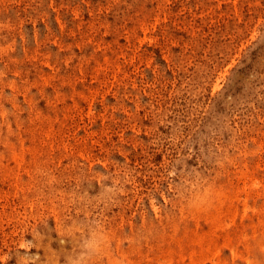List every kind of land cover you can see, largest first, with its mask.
<instances>
[{
  "label": "rangeland",
  "instance_id": "rangeland-1",
  "mask_svg": "<svg viewBox=\"0 0 264 264\" xmlns=\"http://www.w3.org/2000/svg\"><path fill=\"white\" fill-rule=\"evenodd\" d=\"M260 240L264 0H0V264H264Z\"/></svg>",
  "mask_w": 264,
  "mask_h": 264
},
{
  "label": "bare ground",
  "instance_id": "bare-ground-1",
  "mask_svg": "<svg viewBox=\"0 0 264 264\" xmlns=\"http://www.w3.org/2000/svg\"><path fill=\"white\" fill-rule=\"evenodd\" d=\"M91 55H92V54H91ZM104 58H105V57H104ZM60 94H61V93H60ZM12 155H13V154H12ZM12 155H11V156H12ZM14 157L17 159L16 155L13 156V158H14ZM17 160H18V159H17ZM237 194H238V193H237ZM229 195H230V194H229ZM232 195H233V194H232ZM221 196H222V195H221ZM223 196H224V194H223ZM231 197H232V196H231ZM218 199H219V198H218ZM208 203L210 204V202H208ZM218 206H219V205H217V208H218ZM221 208H222V207H220V209H221ZM245 208H247V207H246V204H245ZM245 208H244V209H245ZM181 210H182V209H181ZM207 210H208V209H207ZM224 210H225V209H224ZM233 211H234V210H233ZM188 212H189V211H188ZM191 213H192V212H191ZM193 213H194V211H193ZM193 213H192V214H193ZM181 214H182V212L180 213V215H181ZM221 214H222V213H221ZM196 215H197V214H196ZM209 215H213V214H209ZM197 216H198V215H197ZM220 216H221V215H220ZM235 216H236V215L234 214L233 218H234ZM246 216H247V215H246ZM191 217H192V216H191ZM198 217H200V216H198ZM206 217H207V216H206ZM208 217H210V216H208ZM240 219H241V218H240ZM257 220H258V219H257ZM194 222H195V221H194ZM214 222H215V221H214ZM223 222H224V221H223ZM236 222H237V221H236ZM249 223H251V222H249ZM210 224L212 225L213 223H210ZM215 224H216V223H215ZM221 225L223 226V223H222ZM242 225H243V224H242ZM253 225H254V224H253ZM196 226H197V224H196ZM255 226H256V225H254V227H255ZM209 227H210V226H209ZM257 228H258V226H257ZM192 230H193V227H192V229H191V231H190L189 233L193 232ZM196 230H197V229H196ZM196 230H194V231H196ZM207 230H209V229L207 228ZM184 231H185V230H184ZM184 231H183V232H184ZM202 232H206L205 229H204V231H202ZM202 232L199 233V234H202ZM230 232H231V230H230ZM255 232H256V231H255ZM193 233H195V232H193ZM226 233H227V232H226ZM226 233L223 234V235L225 236ZM234 233H235V232H234ZM257 233H258V232H257ZM195 234H196V233H195ZM223 235H221V236H223ZM198 236H199V237H197V238H200V235H198ZM191 237H192V236H191ZM191 237H190V238H191ZM218 237H219V236H218ZM230 237H231V236H230ZM205 238H206V237H205ZM227 238H228V237H227ZM242 238H243V237H242ZM180 239H181V238H179V240H180ZM194 239H195V238H194ZM251 239H253V238H251ZM179 240H178V241H179ZM191 240H192V238H191ZM255 240H257V239H255ZM192 241H194V240H192ZM213 241L215 242V240H213ZM223 241H225L224 238H223V240L221 241V243H222ZM243 241H244V239H243ZM245 241H246V239H245ZM245 241H244V242H245ZM201 242H204V241H201ZM260 242H261V240H260ZM185 243H186V242H185ZM223 243H224V242H223ZM230 243H231V242H230ZM186 244H187V243H186ZM231 244H232V243H231ZM246 244H247V241H246ZM261 244H262V246L264 245L262 242H261ZM213 245H214V244H213ZM250 245H251V244H250ZM258 245H259V244H258ZM232 246H233V245H232ZM232 246H231V245H230V246H227V245H226V247H231V248H232ZM246 246L248 247V245H246ZM246 246H245L244 248H246ZM251 246H252V245H251ZM210 249L212 250V251H210L211 253H213V254H214V253H215V254L217 253V252H216L217 247H215V249H214V248H210ZM213 249L215 250V252L213 251ZM229 249H230V248H229ZM236 249H237V248H236ZM236 249L234 248V251H233V248H232V251H230V252H231V254H230L231 256H232V252L235 253ZM246 249H248V248H246ZM218 250H219V249H218ZM218 250H217V251H218ZM248 250H249V249H248ZM253 250H254V249H252V251H253ZM260 251H261V250H260ZM246 252H247V251H246ZM211 253H210V254H211ZM218 253H219V252H218ZM237 253H238V252H237ZM237 253H235L234 255H236ZM247 253H248V252H247ZM251 253L253 254V252H251ZM200 254H201V253H200ZM200 254H199V258L201 259V258L204 256L205 253H204V254L202 253L203 255L201 254L202 257H200ZM210 254H209V256H210ZM213 254H212V259H213L214 257H216L215 254H214V256H213ZM242 254H243V253H242ZM242 254H240V252H239V255L242 256ZM261 254H262V253H261ZM180 255H181V254H180ZM246 255H247V254H246ZM246 255H244L243 258L245 257V258H244L245 261H248V260H249V257H248L247 260H246ZM206 256L209 257L208 254H206ZM162 257H163V256H162ZM181 257H182V256H181ZM195 257H196V256H195ZM204 257H205V256H204ZM204 257H203V258H204ZM209 258H211V256H210ZM209 258H207V259L209 260ZM195 259H196V258H195ZM73 260H74V259H73ZM158 260H159V259H158ZM196 260H198V259H196ZM204 260H205V259H204ZM210 260H211V259H210ZM210 260H209V261H210ZM159 261H160V260H159ZM214 261H215V260H214ZM214 261L211 260L210 262H212V264H213V263H216V262L218 263L217 260H216L215 262H214ZM74 262H76V261H74ZM116 262H117V261H116ZM195 262H196V261H195ZM122 263H123V262H122ZM122 263H121V264H122ZM138 263H140V261H139ZM138 263H137V264H138ZM197 263H198V262H197ZM197 263H196V264H197ZM141 264H142V263H141ZM158 264H159V263H158ZM161 264H167V263H161ZM198 264H199V263H198ZM218 264H219V263H218ZM246 264H248V262H247Z\"/></svg>",
  "mask_w": 264,
  "mask_h": 264
}]
</instances>
